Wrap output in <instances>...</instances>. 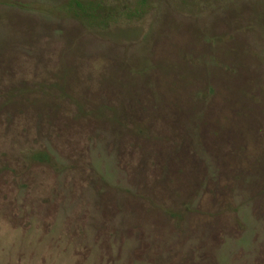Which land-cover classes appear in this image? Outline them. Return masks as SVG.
<instances>
[{
  "label": "rangeland",
  "instance_id": "rangeland-1",
  "mask_svg": "<svg viewBox=\"0 0 264 264\" xmlns=\"http://www.w3.org/2000/svg\"><path fill=\"white\" fill-rule=\"evenodd\" d=\"M67 1L0 0V264H264V0Z\"/></svg>",
  "mask_w": 264,
  "mask_h": 264
},
{
  "label": "trees",
  "instance_id": "trees-1",
  "mask_svg": "<svg viewBox=\"0 0 264 264\" xmlns=\"http://www.w3.org/2000/svg\"><path fill=\"white\" fill-rule=\"evenodd\" d=\"M118 1L121 0H68L63 5L52 6L50 9L40 7L37 2L36 8L54 12L57 16L64 14L78 20L88 31H96L108 30L113 23L119 22L122 18L129 20L142 18L151 7V0H137L135 7L117 5Z\"/></svg>",
  "mask_w": 264,
  "mask_h": 264
}]
</instances>
